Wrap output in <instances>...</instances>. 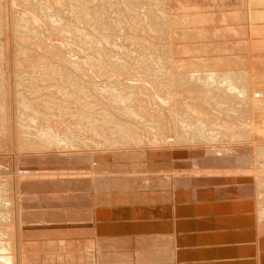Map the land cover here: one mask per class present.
Segmentation results:
<instances>
[{
    "label": "bare ground",
    "instance_id": "1",
    "mask_svg": "<svg viewBox=\"0 0 264 264\" xmlns=\"http://www.w3.org/2000/svg\"><path fill=\"white\" fill-rule=\"evenodd\" d=\"M12 1L9 7L8 0L7 3L6 0H0V35H3L4 30L7 34L8 27L10 32L13 31L14 37H12L13 42L16 41V44L14 43L16 46L17 43L23 46L24 44L31 45L32 50L33 45L37 49H33V52H41V46L38 44L43 43V46L48 47L49 50H44L46 57L43 55L41 59L44 57L47 59L40 61L41 63L26 57L29 52L26 53V49H24L25 52L19 51L23 52L22 56L26 53L23 57L32 59L37 65H34V62H31L34 64L29 63L31 65L27 64L26 59L22 60H25L23 62H26L27 66L25 63L24 66H20L15 62L17 68L12 70L18 75L27 73L28 76L25 75L27 79H24L26 77L23 74L20 75L23 76L22 78L16 75L18 78L15 80L9 77L11 83L9 87L5 76V72L9 70L4 71L0 67V264H24L21 249L22 228L25 230L21 224L20 191L23 190L21 185L34 180H46V183L50 182L48 180H74L76 178H86L92 182V191L88 196L93 200V224L94 227L97 226L94 239L101 235L104 228L102 227L103 222L107 224L108 220L114 222L123 219L127 222L123 223L125 226L129 225L132 229H137L140 235L149 236L154 232L159 239L168 236L171 239V254L183 259L181 262L178 261L180 264H223L214 260L221 255L220 252L226 256H243V259L236 258L233 262L226 264H264L263 240L259 234L262 228V232L264 231V177L262 176L264 174V154L262 151L260 153L256 151L258 154L254 153L256 156L254 160L253 156H249V151L244 152L243 148L238 147V155L248 153L249 157L235 159L238 166L234 164L232 167L236 171L235 174L225 173L231 169L230 162L220 158L224 157L223 154L232 156L235 148L230 146H236L234 143L240 142L243 146H249L248 144L251 143L249 140L254 139L255 141V135L258 141H264V137L258 138V136H264L262 131L264 129V101L260 103V95L256 96L262 90L260 84L263 78L261 79L255 72L252 73L249 66L241 70L230 67V64L229 66L219 65V58L218 64L217 60L212 63L204 62L205 57L202 60L185 61L183 66L180 64L183 70L177 69L179 74H175L172 70L174 66H170L172 62L170 65L166 63L168 58L167 56L165 58L164 53L166 52L161 53L162 55L157 52H152L150 56L141 55L147 57L141 60L142 57L137 55L139 53H135V50L132 53L128 51L131 50L129 48L123 51H112L110 47L113 46L110 43L112 39L102 35L103 31L109 30V25L107 31H102L103 27L100 29L101 34L96 31L100 35L95 39L90 37V33L95 30V27L90 24L93 18L91 22L85 17L87 21L78 20L77 16L76 19H72L63 13L60 14L58 12L61 10L60 7L58 11H52L54 5L47 0H34L37 6H32L35 8H29L31 7L29 0H16L18 3L23 2L20 4L23 9L18 7L20 5L16 4L15 0ZM126 1L122 0L125 7L121 5V9L117 8L119 13L122 9L131 6V3ZM59 2L54 3L59 5ZM157 4L160 6L158 2ZM167 6L158 7L155 13L159 12V14H154L155 18H152L156 20L162 14H166L165 11L169 9H165ZM69 10L71 12L72 9ZM9 11L12 12L11 19L9 18L10 24L7 22ZM71 14L73 15V12ZM136 17L139 18L137 15ZM122 19L121 21L124 20ZM141 21L143 23V20ZM141 21H137L138 26L135 24L134 28L144 29L139 23ZM151 21L150 23L147 21L149 25L146 27L153 32L155 22ZM165 23L167 24V21ZM114 24L116 25V22ZM114 24L112 26L115 28L120 25L118 21V26ZM163 25L165 27V24ZM120 28L121 26L117 30H123ZM112 32L109 35H112ZM115 32L118 34L119 31ZM154 32L158 37L160 30L155 28ZM190 34L193 35V32L186 33L191 36ZM1 37L3 39V36ZM91 38L95 40L91 42L92 44L88 43ZM4 43L5 41L0 43V52L4 49ZM52 50L63 61L61 62L63 65L51 64L50 58L52 57L49 53H52ZM1 53L0 59L3 58ZM34 53L30 55L32 57L34 55L37 59ZM38 54L40 57L42 52ZM21 55L19 54V57ZM16 58L18 57H15L16 61L21 59ZM55 58L53 60L58 62ZM126 59L132 60L131 63L126 62ZM22 60L21 63H23ZM50 79L56 80L55 85L47 84L49 87H46ZM251 79L257 82L254 81L255 84H252ZM13 80L16 88L12 83ZM21 81L22 83L23 81L28 82L27 85L32 88L31 91L18 90ZM64 106L73 107L74 110L67 114L69 111L62 110ZM256 108L259 110H255ZM194 153H203L208 157H213L208 158L211 159L208 161L194 162L181 159L192 156L190 154ZM178 156L181 160H178ZM218 156L220 159L216 158ZM246 162L251 165L250 169L256 175V177L253 176L256 180L254 179L252 186L239 185L244 175L240 170V164ZM32 163L34 164L31 165ZM212 167L219 168V170L212 173L209 171ZM189 169L191 171L192 169L194 171L208 169V172L199 178L201 182L218 184L217 187H220L224 193H228L229 197L235 195L248 199V196H251V199L247 202L246 200L236 202L235 205L234 203L218 205V213L221 217L212 218V221L205 215L204 220H188L189 222L183 220L182 222L186 210L181 203L189 202L190 198L185 192L186 185L179 176V170L189 171ZM223 170L224 172H221ZM192 178L195 181L197 179L193 176ZM81 181L84 182V180ZM79 185L78 183L77 187L80 188ZM258 188H261L260 192ZM48 198L51 199V197ZM22 200L24 202V196ZM67 202L71 205L69 204L71 201ZM154 211L157 213L156 220L159 223L157 231H152L155 228L152 223L154 217H151L154 216ZM213 211L215 209L211 208L208 212L213 213ZM67 214L72 216L70 213ZM24 219L27 220L26 217ZM86 224L83 223V226ZM244 224L251 225L254 231L255 240H251L250 244L238 241L245 239L244 237H251V233L249 236L248 233L240 232L239 228L235 227ZM63 231L64 229L60 233ZM84 231L86 233L87 228ZM177 240L182 247H176ZM201 240H208L203 241L207 245H202L203 247L198 245L197 242ZM217 240L235 241V243L227 248H219L213 244V241ZM88 254L96 260L97 251L92 250ZM175 262L176 259H174Z\"/></svg>",
    "mask_w": 264,
    "mask_h": 264
},
{
    "label": "rangeland",
    "instance_id": "2",
    "mask_svg": "<svg viewBox=\"0 0 264 264\" xmlns=\"http://www.w3.org/2000/svg\"><path fill=\"white\" fill-rule=\"evenodd\" d=\"M36 1H39V0H36ZM36 1L34 2V0H29V2H30L29 5H31V7H29V8H35L37 6L36 5ZM47 1L51 5H54V6H52V8L53 7L54 8L53 9L51 8L52 11L53 10H57L58 11L59 9H61L62 12H61V10L58 11L60 14L63 13L67 17L70 16L72 19H74V18L76 19V16H77V19L78 20L79 19H82L81 21H83V20L84 21H87V20L89 21L90 20L89 22H91L92 20L95 21V23L93 21H92V23H90V24H92L93 27H95V30H93V31H95V33L93 31L92 32L89 31V32H91L90 33L91 34L90 37H94L96 39V37L99 36L103 30L107 31L108 30V27H109V30L107 31L108 34H107V32H104L103 31L102 35L106 36L108 39H112L111 41H114L115 43L117 42L115 44L114 42H111L110 41L111 45H113V46H110L112 48V51L113 50L115 52L117 50L118 51L119 50H122L123 51V50H127L129 48L131 50H128V51L134 53L133 51L135 50V53L138 52L139 54H137V55H140V56L141 55H145V54H146V56L147 55L150 56V55H152V52H157V54L162 55L164 52H166L167 54L164 53L165 58H166V56L168 57L166 59L167 60L166 63H167V65H170V63L172 62L170 66H174V68H172V70L174 71L175 74H179V72H177V71H179V70L182 71L183 70L182 69V66H183L182 64L185 63V61L187 62V60L189 61V59H193V60L194 59L195 60L196 59H200V60H202L204 57H205V60L203 59L204 62L206 61L208 63H212L214 60H217V64H218V61L220 60L219 61V65L220 64L221 65H224L225 64V66H229L228 64H230V67L233 66L234 68H239L241 70H245V69H247V66H249L248 68L251 69L252 73L255 72V73H257L258 76L261 77V79L263 78L262 79L263 81H261V84H260L262 90L256 96L259 97V95H260V97H259V100L261 99L259 101L260 103H262L261 102L262 100L264 101V77H263L264 76V0H162L161 2L159 0L158 1L157 0H133L132 2H131V0H127L126 2H130L131 3V6H129V3H128L129 8H124L125 10L122 9V11H120V13H119L118 10L121 7V5H123V7H125L124 6L125 4L122 2V0H95V1L94 0H73V1L72 0H70V1L69 0H54V1L53 0H47ZM50 1H52V2H50ZM56 1L57 2L60 1L59 2L60 4L59 5H56V4H58V3H56ZM8 2H9V7H10V4L13 1L12 0H8ZM157 2L159 3L160 6H157L158 5ZM164 2L167 3L168 6ZM6 3H7V0H6ZM15 3L16 4H19V5L21 3L23 4V2L18 3L16 0H15ZM84 4L85 5L87 4V5L85 6ZM117 4L120 5V6H118ZM32 5H34L35 7L32 6ZM162 5L165 6V7L167 6V8L164 7L165 9H168V8L169 9L165 11L166 14H162V16H160V17H164V15H165V17H169V18H165L164 17V18L161 19L160 17H158L159 18L158 19L157 16H156L157 19L155 20L154 19L155 18V15L154 14H156V15L159 14V12L158 13H155V12H157L158 7L159 8L163 7ZM21 6L22 5H20L18 7H21ZM74 6H75V8L77 6L78 9L77 8L75 9ZM80 6H81L82 9L80 8ZM58 7H60V8L58 9ZM141 7H143V8H141ZM151 7H153V8H151ZM21 8L23 9V7H21ZM117 8H118V10H117ZM147 8L149 9V11H148ZM69 9H72L71 12H70ZM128 9H130V11ZM63 10L65 12H63ZM77 10H79V11H77ZM83 10H84V12H82ZM169 10H170V12H169ZM49 11H51V10H49ZM116 11H118V13ZM132 11H133V13H132ZM12 12H13V10H12ZM12 12L9 11V14H8V21L7 22L9 24L11 22L10 19H11V16H12L11 15ZM72 12H73V15L71 14ZM74 12H76V13L74 14ZM83 13H84V15H83ZM143 13H145V14H143ZM151 13H153L154 16ZM64 15H62V16L64 17ZM136 15L140 18V20H139V18L136 17ZM143 15L145 16V18H144ZM118 16H119V18H117ZM147 16H148V18H147ZM84 17L87 18V20ZM152 17H154V18H152ZM91 18H93V19L91 20ZM114 18L120 23V25H119V26H121L120 29H123V30H117L119 26L117 25V21H115ZM128 18L129 19L132 18L133 20L130 19V21H128L129 20ZM111 19H112V21H111ZM121 19L123 21H121ZM125 19L127 20V23H126V20ZM163 19H164V21H163ZM141 20H143V23L144 24L142 23ZM146 20L149 23H150L151 20H154L156 30L157 29L160 30V34L161 35L158 34V37H160V38L157 37V33L155 34V32H154L155 28L153 29V32L154 33L151 32L152 31L151 30L152 28L150 29L151 31H149V29L147 28L148 25H149V23ZM158 20H159V22H158ZM137 21H141L139 23L141 24L142 28H144V29H142L143 31L134 28V27H136L134 25L135 24L137 25V23H138ZM160 21H161V23L164 22L163 24H165V27H164L163 24L160 23ZM166 21H167V24L165 23ZM114 22H116V25L118 26L117 28H115L114 26H112L114 24ZM146 23H147V25H146ZM124 24H125V26H126V24L128 26L125 27ZM169 25H170V27H168ZM7 26H8V24H7ZM96 27H98V28H96ZM105 27L107 29H105ZM110 27H113L114 29L113 28H110ZM122 27H124V28H122ZM160 27H161V29H160ZM9 28H10V26H9ZM132 28H133V30H130ZM100 29L102 31H100ZM134 29H135V31H134ZM112 30H113V32H112ZM96 31L99 32L100 34L97 33ZM115 31H117V32L119 31L118 34ZM188 31L190 33L193 32V35L192 34H190L191 36L186 35V33H189ZM11 32L8 30V27H7V34H6L5 30H4L3 35L2 34L0 35V40L5 41V43H4V49H2V51H1L2 53L0 52L2 54V56H3V58L0 59V67H1V70H4V71L9 70L8 71L9 73L8 72H5V74H6L5 76L7 77V85H8V87L11 84L9 82V77H11L14 80L16 78H18V77H20V78L23 77V76H20L23 73H20L19 72L20 74L18 75V73H16L15 71H13L14 68H17L15 65L18 64L20 66H24V63H25V66H27L26 65V62H27V64H29L31 62H34L35 64L34 63H31V64L37 65L36 62L38 63V62H40L42 60L44 61V60L47 59V58H45L46 55L44 53L45 52L44 50H46V49H47L46 51L49 50L48 47H44L43 46V43L42 44H38V45L41 46L40 51L42 52V55L40 54V57H39V54L38 53H41V52L34 51L35 52L34 53L33 52V49H36V48L33 45H32V47H34V48H32V50L30 48L31 45L28 46V45H25L24 43H23L24 46L22 44L20 45L19 43H17V46H16L15 45L16 44L15 43L16 41L13 42V37H14L13 36V31H11ZM111 32H112V35H109V33L111 34ZM146 33H147V35H146ZM135 34H137L136 36H138V37H136ZM148 34H150V35H148ZM5 35H6V37H5ZM1 36H3V39H2ZM8 36L9 37H12L13 36V37L10 39ZM124 36H125V38H124ZM150 36H153V37H150ZM128 37H130V38H128ZM126 38H128V39H126ZM6 39H8V40H6ZM93 39L91 38L90 39L91 41H89L88 43L92 44L91 42H94L95 41V40L93 41ZM131 40H132V42H131ZM145 40H147L146 43H145ZM3 41H0V43L2 44ZM11 42H13V43H11ZM110 43L108 44V46L110 45ZM133 43H135V44L133 45ZM18 44L20 46H22V47L18 46ZM152 44H154V45H152ZM208 44H209V46H208ZM146 45H148V46H146ZM118 46H120L122 49L119 48ZM153 46H156V47H153ZM27 47H29L30 49H28ZM113 47H115V48L113 49ZM123 47H125V49ZM204 47H205V49H204ZM222 47H223V49H222ZM21 48H23V49H21ZM147 48H148V50H147ZM149 48H150V50L153 49L154 51L153 50L150 51ZM24 49H26V53L28 51L29 52L31 51L30 54H33V53L36 54V57H37L38 61L34 57V55L32 57V55H30L29 52L27 53L29 55H27L26 53H24L23 56H25V54H26V57L32 58L33 60L35 59L36 62L33 61L32 59H31L32 60L31 61L28 58L30 60V62H29V60L26 57H23L21 54H23V52H25ZM21 50H23L22 53L19 52ZM12 52H14L13 54H15V52H17V53L19 52L18 53V56H16L17 53L15 55H13ZM46 53H49V52H46ZM52 53H49L50 54V57H52V58H50L51 64L52 65H56V64L61 65L63 63V61L60 59L59 56H56V52H54L53 50H52ZM19 54L23 58H21V56L19 57ZM43 55L45 57H44V59H41V56L43 58ZM191 55H193V56H191ZM246 56H247V58H246ZM15 57H18V58H16L17 60L19 58H21V59H19L18 61H16L15 60ZM54 57H56L55 59H58V62H57V60H53ZM141 57H142L141 60H144L143 58H147L145 56H141ZM213 57H215V58H213ZM218 58H219V60H218ZM222 58H224V59H222ZM22 59H26V62H23L25 60H22ZM128 59H126V62L131 63L132 60H128ZM21 60H22L23 63L20 62ZM168 61H169V63H168ZM227 61H229V62L231 61V62L229 63ZM15 62H17V64H15ZM18 62H20V64ZM52 62L53 63L54 62H57V63L53 64ZM59 62H60V64H59ZM31 64H29V65H31ZM10 69L11 70L13 69V70L11 71ZM177 69H179V70H177ZM29 71H30V69H29ZM25 72H26V70L24 71V73ZM12 75H15V76H12ZM16 75L18 77H16ZM23 75H24V77H26L24 79H27V76H28L27 73H25ZM25 75H27V76H25ZM12 79H11V81H12ZM14 80H13L12 83L15 85ZM55 81H56L55 79H50L49 82L46 83V87H49V86H47V84L54 86L55 85V83H54ZM254 81L257 82V80H253V79L250 80L251 83L253 82L252 84H255ZM258 81H260V80H258ZM27 83L28 82H26V81H23V83L21 81V84H20V87H18V90H21L23 92H25V91L26 92L31 91L32 88L29 85H27ZM260 85H259V87H260ZM16 87L17 86L15 85L14 88H16ZM37 89H39V88H37ZM171 103H172V100H171ZM260 103H259V105H260ZM76 106H77V104H76ZM257 109L258 108H256L255 110H257ZM62 110L66 111V112L69 111L67 114H70V113H72V110H74V109H73V107L70 108V107L64 106V107H62ZM257 111H255V112H257ZM262 131L264 133V129ZM255 136L257 138V135H255ZM259 137H264V136H258V138ZM256 138H255V141H254V139H253V141L252 140H249L254 145L251 144V143H249L248 144L249 146H247V145H244L243 146V145L240 144V142H238L237 144L234 143L236 146H230L232 148H235V150H233L232 156L230 154H225V155L223 154V156L225 158L224 157H220V156L216 157L217 159H220L221 158V159H225L228 162H230L229 164L231 166V169H229L225 173H231V174H235L236 173V171L232 167L234 166V164H235V166H237L236 165L237 163H235L236 162L235 159H237L238 157H242V158L245 159V157L248 158L249 156H251V157L253 156V159H254V156H255L254 153L256 151L258 153H260L262 151V153L264 154V148H263L264 141H258L259 139H256ZM254 142H256V144ZM238 147L239 148L240 147L243 148V151L244 152L245 151H249V156H248V153L245 154V155H243V154L238 155ZM232 148H229V149H232ZM252 149H253L254 152L252 151ZM257 152H256V155L258 154ZM203 153H201V154H197V153L190 154L192 156H188L189 158L187 157V158H181V159L182 160H185L187 162H190V161H193L194 162V161H201V160L208 161V160H211L212 159L211 157H213V156L208 157L207 155H204ZM197 156H199V157H197ZM208 158H211V159H208ZM181 159L178 156V160H181ZM229 159L232 160L233 162L230 161ZM33 164L34 163H32L31 165H33ZM221 165H222V163L220 162V166ZM240 166H241L240 170H242V172H243L244 175H243V178H242L243 180L241 182H239V185H247L248 184V185H251L252 186V182L253 181L255 182V180H256L254 178V177H256V175H255L254 171H252V169H250L251 165H249L246 162L245 164H242L241 163ZM211 169L212 170H209V171H211L212 173H216L215 170H219V168H216V167H212ZM179 171H180L179 176L182 178V181L185 182V185H186V191L185 192L188 193L189 198H190V201L189 202L188 201H185L184 204L181 203V206L186 210L185 211V214L183 216L182 222H184V221L189 222L188 220H196V221L197 220H204L205 215H206V217L208 219H211L210 221H212L213 220L212 218H215L216 219V218L221 217V216H219L220 214L218 213V208H219V207H217L218 205H227V204H232V203H234V205H235L236 202H243V200H246V202H247V201H249L251 199V196H248V199H244L241 196H238L237 197L235 195H233L234 197L233 196L229 197L228 196V193H226V192L224 193V191L220 187H217L218 184H212V183L206 184V183L201 182L199 178H202V176L205 175L206 172H208V169H201V170H198V171H194L193 169H192V171H191V169H189V171L188 170L187 171H185V170H179ZM181 172L184 175H182ZM221 172H224V170L221 171ZM192 176L194 178H197L196 181L192 178ZM262 176L264 177V174H262ZM188 183H190L191 185L188 184ZM229 184H230V186H233L232 183H229ZM234 186H236V185H234ZM260 189H259V192L261 191ZM200 195H202V196H200ZM139 199H140V197H139ZM195 205H196V207H195ZM211 208L212 209H215V211H213V213L212 212H208L209 210H211ZM201 215H203V216H201ZM185 216L188 217V218H186ZM195 216H197L198 218L195 217ZM189 218H191V219H189ZM235 227L236 228H239L238 230H240V232H244L245 234L248 233L249 236H250V233H251V237L250 238L244 237L245 239L238 240V241H241L242 243H245V244H250L251 240H255V237H254V234H253L254 231H253L251 225L244 224L243 226H239V225L237 226L236 225ZM262 229L259 230V234H260L261 240H264V236H263L264 235L263 234L264 231L262 232ZM200 233H202V232H200ZM178 241L179 240H177L175 242V244H176V247L180 248V247H182L181 246L182 244L179 243ZM203 241H205V240H201V241L197 242V244L198 245H201V246L202 245L203 246H206L207 244L205 242L208 241V240H206L204 243H203ZM234 243H235V241H228V240H217V241H213L214 246H217L219 248H227L229 245L230 246L231 245H234ZM220 244H222V245H220ZM220 254L221 255H219V257H216L214 259L218 263L226 264L227 262H233L236 258H238V260L239 259H243L242 258L243 256L242 257L241 256H238V257L226 256L225 254H223L221 252H220ZM172 257H173V263L172 264H177V263L180 264L179 262H181L183 260V259H181V257L174 256V254L172 255ZM174 259H176V262L175 263H174Z\"/></svg>",
    "mask_w": 264,
    "mask_h": 264
},
{
    "label": "crops",
    "instance_id": "3",
    "mask_svg": "<svg viewBox=\"0 0 264 264\" xmlns=\"http://www.w3.org/2000/svg\"><path fill=\"white\" fill-rule=\"evenodd\" d=\"M80 179L48 180L50 182L46 183V180H34L21 185L23 190L25 188L24 191L20 188L21 224L26 230L22 228L21 236L24 264H171L173 257L171 239L168 236L159 239L154 232L149 236L140 235L137 229L125 226L123 223L127 222L123 219L114 222L108 220L107 224L103 222L101 235L94 239L97 226L94 227L93 224V200L88 196L92 191V182L86 178ZM77 182L80 188L77 187ZM86 182L88 186L85 185ZM67 201H71V205ZM63 202L67 205H63ZM156 216L154 211V216L151 217H154L152 223L155 228L152 231H157L159 226ZM83 223H87L85 227ZM63 229L62 234L60 232ZM262 244L264 249V240ZM92 250L97 251L96 260L88 254Z\"/></svg>",
    "mask_w": 264,
    "mask_h": 264
}]
</instances>
